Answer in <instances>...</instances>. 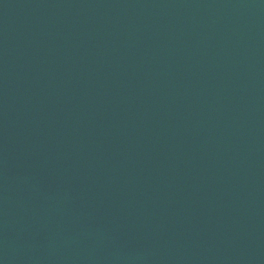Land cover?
Returning a JSON list of instances; mask_svg holds the SVG:
<instances>
[{
	"label": "water",
	"instance_id": "1",
	"mask_svg": "<svg viewBox=\"0 0 264 264\" xmlns=\"http://www.w3.org/2000/svg\"><path fill=\"white\" fill-rule=\"evenodd\" d=\"M0 264H264V0H0Z\"/></svg>",
	"mask_w": 264,
	"mask_h": 264
}]
</instances>
